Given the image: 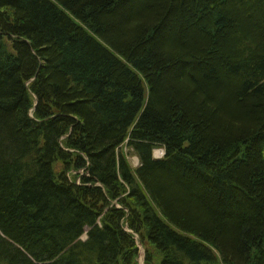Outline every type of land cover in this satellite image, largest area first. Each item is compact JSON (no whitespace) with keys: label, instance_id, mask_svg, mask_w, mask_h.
Here are the masks:
<instances>
[{"label":"trees","instance_id":"trees-1","mask_svg":"<svg viewBox=\"0 0 264 264\" xmlns=\"http://www.w3.org/2000/svg\"><path fill=\"white\" fill-rule=\"evenodd\" d=\"M136 236L264 264V0H0V264H140Z\"/></svg>","mask_w":264,"mask_h":264},{"label":"rangeland","instance_id":"rangeland-1","mask_svg":"<svg viewBox=\"0 0 264 264\" xmlns=\"http://www.w3.org/2000/svg\"><path fill=\"white\" fill-rule=\"evenodd\" d=\"M121 149L126 154V157L129 161L130 165L132 166V168H136L140 164L139 156L135 153V151L131 147H127L126 145H123L122 148H120V150ZM155 153H158V151H156ZM153 154H154V151H153ZM154 156L156 158H161L160 154H154ZM119 177H120V175H119ZM69 178H71V176H69ZM71 179H73V178H71ZM83 237L86 238V234H84ZM138 244H139L138 261L140 264H144L145 248H144V245L142 244V242L140 240H138Z\"/></svg>","mask_w":264,"mask_h":264},{"label":"bare ground","instance_id":"bare-ground-1","mask_svg":"<svg viewBox=\"0 0 264 264\" xmlns=\"http://www.w3.org/2000/svg\"><path fill=\"white\" fill-rule=\"evenodd\" d=\"M153 157L156 158V157L154 156V154H153ZM156 159H158V158H156Z\"/></svg>","mask_w":264,"mask_h":264}]
</instances>
